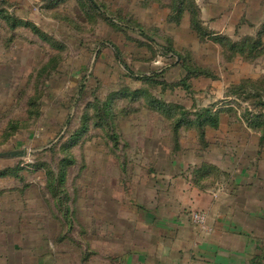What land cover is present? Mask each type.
I'll use <instances>...</instances> for the list:
<instances>
[{"label":"rangeland","instance_id":"1","mask_svg":"<svg viewBox=\"0 0 264 264\" xmlns=\"http://www.w3.org/2000/svg\"><path fill=\"white\" fill-rule=\"evenodd\" d=\"M257 1L0 0V153L27 151L0 158L11 235L96 236L98 209L149 206L167 177L264 206ZM208 109L216 127L188 125Z\"/></svg>","mask_w":264,"mask_h":264},{"label":"crops","instance_id":"2","mask_svg":"<svg viewBox=\"0 0 264 264\" xmlns=\"http://www.w3.org/2000/svg\"><path fill=\"white\" fill-rule=\"evenodd\" d=\"M255 6L254 24L259 28L264 23V0ZM243 176L241 171L234 180ZM167 179L164 193L155 195L149 206L126 212L98 209L96 236L88 234L93 228L88 223L81 237L13 236L8 222L0 220V264H264L262 202L252 205L253 200L241 198L236 203L233 196L225 203L222 188H199L190 177ZM194 211L206 215V230L192 224Z\"/></svg>","mask_w":264,"mask_h":264},{"label":"trees","instance_id":"3","mask_svg":"<svg viewBox=\"0 0 264 264\" xmlns=\"http://www.w3.org/2000/svg\"><path fill=\"white\" fill-rule=\"evenodd\" d=\"M0 19L4 20L5 23L8 25L9 24V15L7 13H5L4 11L0 10ZM262 30V31H261ZM210 34V37L212 38L213 41H215L216 43L218 44H222L223 42L226 41V37L223 36V35H218V34H214V33H209ZM257 35L258 36H261V35H264V23L261 25L259 31L257 32ZM235 46L233 44L230 45V50L234 49ZM238 50V46L234 49V51L237 52ZM235 53V52H234ZM163 104H160L159 106H162ZM165 105H163V108L162 109L164 112H166L167 110L165 109ZM205 116L200 118V115H198L199 117L195 118V119H192L191 121H188V125L189 126H192V127H195L197 128L199 131L203 132V129L202 126L204 127V125H211L212 127H216L215 125V122H216V114H212V112L210 111V109L208 110H204L203 111ZM181 120H179L176 125L174 126V132H178V129L181 127V126H184L183 124H181ZM202 129V130H201ZM264 142V134L260 137V143H263ZM3 174V173H0V175ZM1 176H4V175H1ZM50 190V193L53 194V196H55L54 194V189H52L51 187L49 188Z\"/></svg>","mask_w":264,"mask_h":264},{"label":"built area","instance_id":"4","mask_svg":"<svg viewBox=\"0 0 264 264\" xmlns=\"http://www.w3.org/2000/svg\"><path fill=\"white\" fill-rule=\"evenodd\" d=\"M191 221L193 222V224L200 226V227H204L205 223H206V215L204 213L201 212H193L190 216Z\"/></svg>","mask_w":264,"mask_h":264},{"label":"water","instance_id":"5","mask_svg":"<svg viewBox=\"0 0 264 264\" xmlns=\"http://www.w3.org/2000/svg\"><path fill=\"white\" fill-rule=\"evenodd\" d=\"M27 154L26 149L0 153V158H23Z\"/></svg>","mask_w":264,"mask_h":264}]
</instances>
